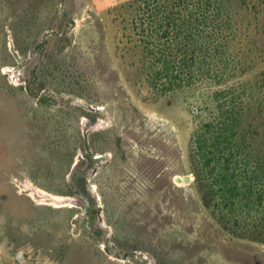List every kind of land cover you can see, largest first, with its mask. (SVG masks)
I'll list each match as a JSON object with an SVG mask.
<instances>
[{
	"label": "rangeland",
	"instance_id": "1",
	"mask_svg": "<svg viewBox=\"0 0 264 264\" xmlns=\"http://www.w3.org/2000/svg\"><path fill=\"white\" fill-rule=\"evenodd\" d=\"M131 1L0 0V235L10 264H264V221L242 236L207 208L190 152L195 129L218 114V91L240 94L252 117L264 106V0L229 5L219 35L231 68L164 95L127 45ZM85 135L103 158L86 152Z\"/></svg>",
	"mask_w": 264,
	"mask_h": 264
},
{
	"label": "trees",
	"instance_id": "2",
	"mask_svg": "<svg viewBox=\"0 0 264 264\" xmlns=\"http://www.w3.org/2000/svg\"><path fill=\"white\" fill-rule=\"evenodd\" d=\"M231 2L132 0L128 4L134 15L127 45L140 51L141 69L161 95L212 73L219 77V68H231L228 39L219 35L221 26L230 23ZM224 95L230 100H221ZM215 98L217 116L197 127L191 138L193 172L207 208L230 219L243 230L242 236H251L260 232L257 224L264 221V148L260 146L264 139L259 133L264 106L257 109L258 117H252L240 94L218 91ZM83 196L86 210L97 215L93 202ZM251 218L254 228L249 226ZM260 234L258 238L264 240V233Z\"/></svg>",
	"mask_w": 264,
	"mask_h": 264
},
{
	"label": "water",
	"instance_id": "3",
	"mask_svg": "<svg viewBox=\"0 0 264 264\" xmlns=\"http://www.w3.org/2000/svg\"><path fill=\"white\" fill-rule=\"evenodd\" d=\"M10 50L11 52L13 53V55L15 56V58L19 61L20 63V57H19V53L17 51H15L14 49V44L11 43V46H10ZM78 105L82 106L83 108H86L87 110L91 111V112H95V113H98L101 111V109L99 108H95L89 104H86V103H81L79 102ZM85 149H86V152L94 159L98 160V159H101L103 158V155H94L92 150H91V147H90V143H89V140H88V135H85ZM106 165H102L101 167H99L98 169H96L94 171V174H96L99 170L103 169ZM189 177H184V178H181V177H177L176 178V181L178 183H181L183 181H189Z\"/></svg>",
	"mask_w": 264,
	"mask_h": 264
},
{
	"label": "crops",
	"instance_id": "4",
	"mask_svg": "<svg viewBox=\"0 0 264 264\" xmlns=\"http://www.w3.org/2000/svg\"><path fill=\"white\" fill-rule=\"evenodd\" d=\"M6 244L0 235V264H10Z\"/></svg>",
	"mask_w": 264,
	"mask_h": 264
}]
</instances>
